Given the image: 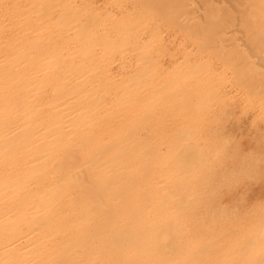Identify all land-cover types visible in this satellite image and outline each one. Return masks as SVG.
I'll list each match as a JSON object with an SVG mask.
<instances>
[{
    "label": "bare ground",
    "instance_id": "1",
    "mask_svg": "<svg viewBox=\"0 0 264 264\" xmlns=\"http://www.w3.org/2000/svg\"><path fill=\"white\" fill-rule=\"evenodd\" d=\"M261 154L264 0H0V264H264Z\"/></svg>",
    "mask_w": 264,
    "mask_h": 264
},
{
    "label": "clouds",
    "instance_id": "2",
    "mask_svg": "<svg viewBox=\"0 0 264 264\" xmlns=\"http://www.w3.org/2000/svg\"><path fill=\"white\" fill-rule=\"evenodd\" d=\"M260 163H264V154H261L260 159H259ZM249 164H254L256 163V158L254 156V154H249Z\"/></svg>",
    "mask_w": 264,
    "mask_h": 264
},
{
    "label": "rangeland",
    "instance_id": "3",
    "mask_svg": "<svg viewBox=\"0 0 264 264\" xmlns=\"http://www.w3.org/2000/svg\"><path fill=\"white\" fill-rule=\"evenodd\" d=\"M244 126V125H243ZM244 128V130L246 131L248 128H247V126H246V124H245V126L243 127ZM246 128V129H245ZM253 192V194H256V193H254L255 191L253 190L252 191Z\"/></svg>",
    "mask_w": 264,
    "mask_h": 264
}]
</instances>
